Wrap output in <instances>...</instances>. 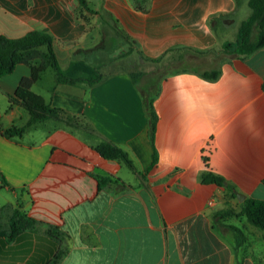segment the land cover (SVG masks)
<instances>
[{"label": "crops", "instance_id": "obj_1", "mask_svg": "<svg viewBox=\"0 0 264 264\" xmlns=\"http://www.w3.org/2000/svg\"><path fill=\"white\" fill-rule=\"evenodd\" d=\"M86 2L92 12L79 0H0V36L46 31L62 70L85 61L103 75L71 85L46 71L33 90L61 113L13 136L4 130L30 120L12 97L31 69L0 77V264H264L263 230L215 218L264 200V48L224 49L248 0ZM103 142L134 169L102 156ZM16 209L33 224L9 240ZM224 225L246 244L236 249Z\"/></svg>", "mask_w": 264, "mask_h": 264}, {"label": "trees", "instance_id": "obj_2", "mask_svg": "<svg viewBox=\"0 0 264 264\" xmlns=\"http://www.w3.org/2000/svg\"><path fill=\"white\" fill-rule=\"evenodd\" d=\"M79 1L85 11L92 12L87 6L86 0ZM248 4L252 14L242 23L237 40L234 43H226L224 45L225 51L232 49L233 53L240 56H249L264 48V0H248ZM53 42V37L46 31H31L21 38L0 36V77L12 73L18 64H26L31 69V75L24 77L20 81L15 96L12 97V101L22 102V105L30 114V120L25 127H12L4 130L3 133L5 135L20 134L27 127L61 113V110L53 108L42 95L33 90L34 84L49 69L54 70L58 84H85L92 86L103 79L100 70L85 61H74L66 70H62ZM202 75L208 79H216L219 76V71L205 72ZM146 110L150 125L149 137L154 144L158 117L154 109L153 98L147 99ZM97 149L105 158L121 160L130 169H134L133 162L129 159L127 153L118 146L103 142L98 145ZM155 160L156 155H154V162ZM214 180L221 179L214 177ZM4 184L2 181L0 188ZM236 214L244 216L250 224L264 231V200L246 199L242 203L239 212L228 208L217 212L215 218L224 219ZM32 224V219L28 218L21 210L16 209L11 218V231L8 239L15 238L19 230L30 227ZM223 228L233 233L236 249L246 244L248 239L243 229L233 225H224Z\"/></svg>", "mask_w": 264, "mask_h": 264}, {"label": "water", "instance_id": "obj_3", "mask_svg": "<svg viewBox=\"0 0 264 264\" xmlns=\"http://www.w3.org/2000/svg\"><path fill=\"white\" fill-rule=\"evenodd\" d=\"M235 195H236V197H238L239 201H241V202L244 201L245 195H243L240 192H235Z\"/></svg>", "mask_w": 264, "mask_h": 264}, {"label": "rangeland", "instance_id": "obj_4", "mask_svg": "<svg viewBox=\"0 0 264 264\" xmlns=\"http://www.w3.org/2000/svg\"><path fill=\"white\" fill-rule=\"evenodd\" d=\"M99 2H100V3H99V4H100V6H101V5H102V2H101V0H99ZM103 31H104V29H103ZM105 31L107 32V30H105ZM115 42L117 43V41H116V40L114 41V44H115ZM113 59H114V58H113ZM151 67H152V65H151V66H149V67H147V70H149V68H151ZM146 73H148V71H147ZM0 191H1V190H0ZM5 195H6V197H8V194H7V193H6ZM0 198H1V197H0ZM1 201H2V199H0V202H1Z\"/></svg>", "mask_w": 264, "mask_h": 264}]
</instances>
